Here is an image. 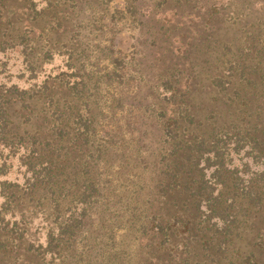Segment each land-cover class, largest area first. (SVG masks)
I'll use <instances>...</instances> for the list:
<instances>
[{
  "label": "trees",
  "instance_id": "1",
  "mask_svg": "<svg viewBox=\"0 0 264 264\" xmlns=\"http://www.w3.org/2000/svg\"><path fill=\"white\" fill-rule=\"evenodd\" d=\"M17 1L0 0V52L6 57L17 55L13 49L21 46L9 37L24 38L19 7L34 5ZM124 1L123 9L135 19L149 16L143 1ZM176 1L180 5L171 7L172 18H151L157 33L151 45H159L153 54L163 68L155 83L159 101L150 112L158 131L152 170L141 153L151 106L125 89L121 57L110 55L113 67L105 81L116 85L117 93L106 109L95 94L89 98L84 79L65 92L79 104L68 96L56 98L49 80L43 81L38 99L43 97L52 111L32 124L36 133L19 131L15 109L19 100L25 109L37 96L26 97L36 88L18 84L35 67L23 61L19 73H8L9 56L0 59V195L5 200L0 256L5 264H17L21 257L26 264H62L63 252L72 264H264V47L240 43L234 48L225 39L222 0ZM31 13L33 19L38 15ZM183 18L188 22H179ZM256 19L249 15L245 23L252 39ZM162 30L168 37L178 32L165 39L163 52L166 45L156 41ZM190 31L196 36L188 39ZM11 77L18 79L11 83ZM18 185L25 188L22 193ZM27 195L35 208L50 212L37 215L45 234L40 249L30 239L41 238L31 230L35 217L20 213L11 227L5 221L8 210L11 218L19 214ZM128 238L137 240L134 247ZM128 247L134 252L129 259Z\"/></svg>",
  "mask_w": 264,
  "mask_h": 264
},
{
  "label": "rangeland",
  "instance_id": "2",
  "mask_svg": "<svg viewBox=\"0 0 264 264\" xmlns=\"http://www.w3.org/2000/svg\"><path fill=\"white\" fill-rule=\"evenodd\" d=\"M20 1L15 3H19L21 6L25 2V0ZM26 1L27 4L30 2L34 5L30 6L28 4L21 7V9L19 7L21 11L18 10V16H22L20 24L24 25L21 28L24 38L21 41H13L14 37H9L13 43L21 42V46L13 49V51L18 52L17 55L8 54V61L10 62L4 68L8 73H19L22 69L23 61L28 64L32 63L35 67L33 71L27 69L25 77L18 82L22 88H36V91L30 89L26 97L37 95L30 100L33 104L29 105L27 103V107H24L25 109H21L20 107L23 99L18 101V105L15 104V109L20 116V118L17 116L16 119L22 124V127L20 125L19 131L23 133L24 129H29L36 133L38 126L35 125L32 127V124L39 125L43 121L44 115L46 113L49 115V111H52L50 107L44 105L46 100L43 97L40 100L38 99L44 86L42 82L45 80H49L48 82L54 87L53 92L56 94V98L61 97V100H64V97L68 96L70 98L67 100L71 104H79L76 99L70 96L71 93L65 95V92L75 84H80L84 79L87 82L85 90L89 98L90 95L93 97V94H95L97 96L98 106L100 107L101 105L106 109L112 99L111 95L117 93V86H110L105 81L106 72L113 67L110 60V55L113 54L115 57H121L122 59L119 66L125 69L123 85L127 91H130L129 95L136 97L137 100L141 99L144 105L151 106L147 110L146 117V121L150 123V126L143 128L144 133L142 135V143L146 142L147 144L143 146L141 153L149 162L148 169L152 170V164L157 159L155 146H158V131L153 128L155 126L153 125V121L156 120L155 114L150 116V112L152 109H155L156 103L159 101L156 95L155 83L157 81V72L163 68L160 61L156 60L153 54V51H157L159 45L157 48L151 45L152 41L156 39L154 37L157 34L153 28L154 26H151V18H172L170 9L174 5H180L179 2H175V0H141L143 1V12L150 14L149 16H146V14L142 17L140 16L139 21L131 16L130 12L123 9L125 7L124 0ZM57 1H59V4H57ZM149 6H152L150 10ZM166 7H169L167 12L165 10ZM222 8L223 16L227 20L225 21L226 28L228 27L225 39L234 48L240 45V43H248L247 45H250V47H254L253 45L264 47V0H222ZM145 9H147L146 12ZM152 9H154V12ZM180 9L183 11L182 6H180ZM34 10L38 15L33 19L31 12ZM157 11L160 14L158 16L155 13ZM249 15H256V20L259 21L253 27L257 32L254 33L255 39H252V36L248 35L251 32L248 26L245 25V23H249ZM142 19L145 23L141 22ZM188 20L183 18L179 22L186 23ZM14 25L18 27L17 24ZM158 33L156 41H161L160 43L166 45L165 39L170 38L169 41L173 40L176 38L175 35L178 32H173V35L170 37L164 35V30ZM195 36L196 34L191 31L187 34L188 39ZM167 47V45L164 46V48H161V51H165ZM3 54L0 52V59L3 57L7 60L8 56L6 57ZM155 61H158L156 65L154 64ZM2 64L0 63V69H3ZM34 75L36 77L30 79ZM17 79V77H11V83L17 81ZM28 79L30 80L27 81ZM96 79L98 80L96 81ZM153 103H155L154 108L152 107ZM30 115L31 119L29 117ZM105 121H102V126L105 125ZM14 177H16L14 174L8 175L9 180L13 179L15 181ZM17 179L19 182L22 181V176H19ZM16 183L19 184L18 182ZM16 188L18 190L22 189L20 193L25 189L21 185H18ZM25 200V202L20 203L22 206L17 208L19 214L14 215L13 218H11L9 214L10 210H8L5 221L10 220L11 227L14 220L20 217V213H24L25 217H35V220L31 224V230L34 234L41 235V238L40 240L35 238L30 239L36 243L35 248H37L40 242H44L45 236L41 229L43 219L37 217V215H41V212L43 216L50 215V212L47 209L35 208L34 200L28 195L25 196ZM3 201L5 200L0 195V205ZM29 206L30 209L27 208ZM122 232L123 229L119 231V234ZM83 237L84 235H81L78 238V252L83 250ZM121 239L122 234L118 241ZM134 241L137 240L134 239ZM134 241L128 238L127 242L134 247ZM38 248L40 249V247ZM126 249L128 252L125 254L129 259L134 255L133 248L128 247ZM41 250H43V247ZM22 255L24 256V254ZM61 255L58 261L63 260L62 264L73 263L69 259L68 252H63ZM24 259L21 257L18 263L17 261L16 263L26 264ZM5 263V261H1L0 256V264Z\"/></svg>",
  "mask_w": 264,
  "mask_h": 264
}]
</instances>
